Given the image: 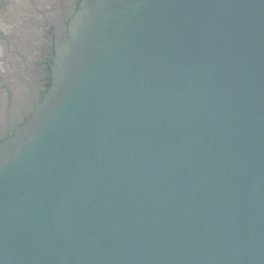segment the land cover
Listing matches in <instances>:
<instances>
[{
  "label": "water",
  "instance_id": "1",
  "mask_svg": "<svg viewBox=\"0 0 264 264\" xmlns=\"http://www.w3.org/2000/svg\"><path fill=\"white\" fill-rule=\"evenodd\" d=\"M0 264H264V0H0Z\"/></svg>",
  "mask_w": 264,
  "mask_h": 264
}]
</instances>
